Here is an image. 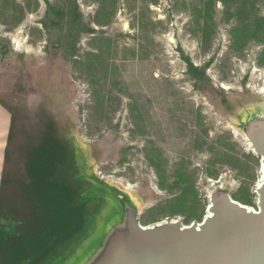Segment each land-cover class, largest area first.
I'll return each mask as SVG.
<instances>
[{
    "label": "rangeland",
    "instance_id": "rangeland-1",
    "mask_svg": "<svg viewBox=\"0 0 264 264\" xmlns=\"http://www.w3.org/2000/svg\"><path fill=\"white\" fill-rule=\"evenodd\" d=\"M242 1L76 0L61 18L62 0H0L6 194L49 125L143 225L201 222L217 179L256 207L245 126L264 116V0Z\"/></svg>",
    "mask_w": 264,
    "mask_h": 264
},
{
    "label": "trees",
    "instance_id": "trees-1",
    "mask_svg": "<svg viewBox=\"0 0 264 264\" xmlns=\"http://www.w3.org/2000/svg\"><path fill=\"white\" fill-rule=\"evenodd\" d=\"M62 1L61 18L80 17L76 0H69V6ZM243 2L236 7L239 14L246 12ZM46 4L50 12L54 4ZM189 68L202 75L191 63ZM49 127L29 149L26 177L10 194L11 179L3 171L0 264H76L116 215L113 190L87 174L75 151Z\"/></svg>",
    "mask_w": 264,
    "mask_h": 264
},
{
    "label": "water",
    "instance_id": "water-1",
    "mask_svg": "<svg viewBox=\"0 0 264 264\" xmlns=\"http://www.w3.org/2000/svg\"><path fill=\"white\" fill-rule=\"evenodd\" d=\"M245 132L261 164L255 208L233 198L217 179L201 222L143 225L127 195L95 177L113 190L116 215L76 264H264V116L251 118Z\"/></svg>",
    "mask_w": 264,
    "mask_h": 264
},
{
    "label": "crops",
    "instance_id": "crops-1",
    "mask_svg": "<svg viewBox=\"0 0 264 264\" xmlns=\"http://www.w3.org/2000/svg\"><path fill=\"white\" fill-rule=\"evenodd\" d=\"M12 114L10 109L0 101V186L1 177L5 169L6 149L11 132Z\"/></svg>",
    "mask_w": 264,
    "mask_h": 264
},
{
    "label": "bare ground",
    "instance_id": "bare-ground-1",
    "mask_svg": "<svg viewBox=\"0 0 264 264\" xmlns=\"http://www.w3.org/2000/svg\"><path fill=\"white\" fill-rule=\"evenodd\" d=\"M234 131H235V130H234ZM260 168H261V164H260ZM221 176H222V175H221ZM226 177H227V176H226ZM260 177H261V173H260ZM209 179H210V178H209ZM260 180H261V179H259V180L256 182V183H257V184H256V187H257V185L259 184ZM120 181H121V180H120ZM231 181H232V180H231ZM214 182H215V181H214ZM124 183H125V182H124ZM256 187H255V188H256ZM255 191H256V189H255ZM247 207H251V206H248V205H247ZM207 214H209V211H208V210H206V214H205V215H207Z\"/></svg>",
    "mask_w": 264,
    "mask_h": 264
},
{
    "label": "built area",
    "instance_id": "built-area-1",
    "mask_svg": "<svg viewBox=\"0 0 264 264\" xmlns=\"http://www.w3.org/2000/svg\"><path fill=\"white\" fill-rule=\"evenodd\" d=\"M255 208V207H254Z\"/></svg>",
    "mask_w": 264,
    "mask_h": 264
}]
</instances>
